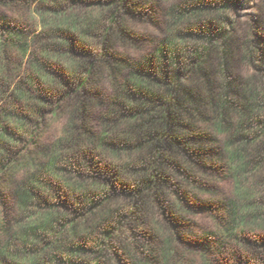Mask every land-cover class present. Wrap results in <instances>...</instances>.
Here are the masks:
<instances>
[{
    "label": "trees",
    "instance_id": "1",
    "mask_svg": "<svg viewBox=\"0 0 264 264\" xmlns=\"http://www.w3.org/2000/svg\"><path fill=\"white\" fill-rule=\"evenodd\" d=\"M239 1L172 5L166 38L136 62L120 47L144 46L148 39L128 19L151 16L157 0H0L10 12L0 18L4 257L18 264H105L101 246L84 260L88 247L77 241L99 227L100 243L124 239L131 264H176L178 241L198 250L202 264H264V181L249 184L246 179L248 144L261 141L264 159V87L235 89L227 67V32L219 20L205 17ZM190 19L197 22L194 30L181 25ZM189 36L207 47L191 54L187 79L173 63H181L180 50ZM216 46L221 87L211 82L205 67ZM247 56L252 58V52ZM196 74L199 84L189 79ZM233 94L244 101L234 100ZM234 105L242 108L239 127L227 148L216 150V139L196 122L212 108L216 128L232 130L227 111ZM96 110L101 111L97 117ZM58 118L66 119L63 134L52 146L45 145L43 127ZM251 121L259 130L256 138L244 134ZM20 169L28 172L18 193L22 215L12 218L4 190ZM67 171L76 178L66 176ZM211 173L233 176L234 198L218 203L197 198ZM55 178L86 209L75 208L73 219L53 211L30 216L29 205L44 185L59 194ZM120 196L125 203L105 207ZM198 207L215 224L201 234L190 219ZM47 233L53 241L29 248L31 234L43 238ZM11 241L24 247L14 248Z\"/></svg>",
    "mask_w": 264,
    "mask_h": 264
},
{
    "label": "rangeland",
    "instance_id": "2",
    "mask_svg": "<svg viewBox=\"0 0 264 264\" xmlns=\"http://www.w3.org/2000/svg\"><path fill=\"white\" fill-rule=\"evenodd\" d=\"M189 0H157V9L151 16H131L128 19L129 26L134 29L138 34L147 37L148 41L144 46H129L120 47L121 53L128 56L133 61H140L148 53L154 52L157 45L166 38L169 29L170 17L169 9L172 5L177 3H182ZM10 14L7 10L0 6V18H3L6 14ZM205 17H212L219 20V24L222 25L228 35V45L230 46V57L228 58V72L231 77L234 87L240 93L248 86L256 85L258 88L264 87V0H240L236 4H232L230 7L224 10H218L217 12L207 14ZM186 28H191L194 30L197 26V22L190 19L187 23H182ZM194 36H189L185 39V43L181 47V63L174 64V68L178 67L183 71V75L188 79V69L190 67V56L196 49L199 51L205 50L207 47V42L201 39L193 38ZM217 40V39H216ZM218 41V40H217ZM248 50L252 52L253 57L247 56ZM221 52L217 49L212 52L205 62V67L210 73L211 82L221 87L223 82V76L221 72L222 62L220 61ZM196 75L189 76L190 81L194 80L199 84V80ZM106 89L110 86L105 82ZM234 100H242L238 95H232ZM242 108L239 105L231 106L227 111L228 119L232 124V130L229 128H216L217 122L215 121L216 115L212 108L205 109L207 115H203L196 122L197 126L208 132L216 139L213 147L216 150H222L227 148L230 137L236 129L239 127V121L241 118ZM101 113V111L96 110V117ZM264 119V114H263ZM65 118L52 119L47 122L43 127V142L45 145H53L58 138L63 134V129L65 125ZM259 130L255 126L254 122H250L244 128V134L250 138L257 137ZM255 137V138H256ZM257 142V143H256ZM256 142L248 144L250 153L247 155L248 173H247V183L249 184H260L264 181V159H261L262 144L258 139ZM256 148H258L256 150ZM261 148V149H260ZM60 172L64 173L61 169ZM26 174L28 172L25 169H20L15 172L14 176L11 177L10 185L4 190L5 203L7 212L12 218L17 217L21 214V209L19 206V196L20 188L23 185L24 180L27 178ZM49 175L46 178H49ZM66 176L71 178H76L73 174L68 171L65 173ZM54 176L57 177V174ZM58 178V177H57ZM212 178L211 182H208L206 189H202L199 192L200 201H211L218 203L220 201H228L234 198L236 193V185L233 176L223 174V173H211L208 174L206 180ZM54 181V180H53ZM55 188H61L59 194L54 189L48 188L45 185L40 190V196L35 197L34 200L29 205L30 216L44 211H53L54 213L64 214L67 218H75L73 210L78 208L80 210H85L86 205H80L78 200L72 196L70 190L62 186L58 180L54 181ZM262 185V184H261ZM264 187V186H263ZM197 200V201H199ZM125 203L123 196L118 198H113L105 203V207L109 209H115L117 205ZM83 207V208H82ZM102 210V208H100ZM22 215V214H21ZM27 216V215H26ZM193 223V228L195 233L201 234L212 230L215 226L212 215L206 210H202L198 207L197 211L190 216ZM79 221V220H78ZM113 221V220H112ZM30 222V221H29ZM26 223V222H25ZM115 223V222H114ZM66 224V223H65ZM68 227V225H66ZM102 228H97L92 232H87L83 234V239H77L78 242H83L86 247H88V252L83 254L81 257L84 260L94 256V251H98L100 246L105 250L104 263L105 264H131L128 261V257L125 254L124 239L122 242L114 240L112 245H108L106 242L100 243V234ZM125 236L131 238L129 234L125 231ZM44 239V240H43ZM54 236L52 233H47L43 238H37L31 234L28 237L29 248L37 249L42 247L46 240L53 241ZM4 240L10 241L9 237H5ZM21 241V239H19ZM142 242V240H140ZM14 242V241H11ZM16 244L14 248L22 249L24 245L22 242H14ZM37 246V247H36ZM177 258L179 259L176 264H202L201 256L198 250H193L191 248L187 249V246L183 242L178 241L177 243ZM99 248V249H98ZM187 249V251H185ZM92 250V251H91ZM101 250V249H100ZM189 251V252H188ZM2 250L0 248V264H18L14 261H9L6 257L2 255ZM147 253H138L139 257L142 259L147 258Z\"/></svg>",
    "mask_w": 264,
    "mask_h": 264
}]
</instances>
